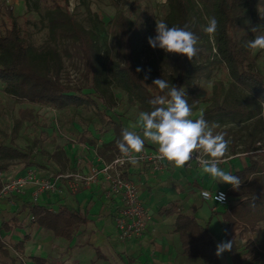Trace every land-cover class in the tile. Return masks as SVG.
<instances>
[{
    "label": "trees",
    "instance_id": "trees-1",
    "mask_svg": "<svg viewBox=\"0 0 264 264\" xmlns=\"http://www.w3.org/2000/svg\"><path fill=\"white\" fill-rule=\"evenodd\" d=\"M59 1L24 0L27 11L37 14L33 27L44 31L41 43H36L28 32L30 22L20 21L24 16L16 15L12 6L0 3V91L17 103L55 111L74 108L93 112L102 128H111V138L98 143L96 137L81 135L79 140L110 160L120 153L117 141L122 129L127 128L126 119L120 114L114 118L110 113L117 105L116 92H121L129 105H136L142 112L151 111L149 101L164 94L153 85L155 79H165L183 88L185 99L193 106L189 118L202 116L214 133H224L231 141L227 153L248 154V163L232 173L240 177V188L234 190L230 185L225 190L230 199L226 215H231L226 222L234 223L237 219L242 223L238 233L227 237V241H233L228 254L232 264L264 262V241L255 244L249 236L264 222V74L256 69L259 52L245 47L246 41L257 33L246 30L241 23L245 11L253 20L260 15L264 0H166L161 20L169 26L183 27L195 20L190 30L200 43L193 61L151 47L142 24L121 11L103 19L90 10L88 0H78L72 10L68 0ZM79 6L87 14L83 19L78 16ZM209 17L218 21L212 38L202 31ZM155 35L154 30L152 37ZM69 68L79 73L75 83L68 78ZM217 72H225V76L214 79ZM210 80L209 91L201 96L200 82ZM18 114L9 134L0 131V173L10 171L14 164H23L24 168L35 164L30 152L14 146L24 121L33 117V109H22ZM148 145L145 139L144 146ZM53 158L61 169L68 164L63 149L56 150ZM8 200L13 202L14 209L0 222V231L34 226L53 238L70 241L84 233L82 227L91 220L88 211L62 203L48 210L46 205L19 195ZM173 206L176 204L161 210L176 214L172 230L178 234L181 254L204 264H220L207 226L192 213L184 214ZM27 237L25 234L23 239L8 244L0 235V264H21L17 255L23 254ZM238 241H243L241 248ZM32 259L37 263L43 261L39 257Z\"/></svg>",
    "mask_w": 264,
    "mask_h": 264
},
{
    "label": "crops",
    "instance_id": "crops-1",
    "mask_svg": "<svg viewBox=\"0 0 264 264\" xmlns=\"http://www.w3.org/2000/svg\"><path fill=\"white\" fill-rule=\"evenodd\" d=\"M126 120V126L130 131L142 130V127L137 125L135 121ZM139 135L143 136V132L140 131ZM101 142L102 141H98V143ZM148 144L149 145L146 147L151 149L158 148V145L149 140ZM78 151L80 152V150ZM89 151L88 154L84 155L81 152V155L84 156L83 158L86 156V158L93 159V148H90ZM206 158L209 159L208 156ZM248 160V154L239 151L235 154L226 153L219 166L225 171L233 173L234 171L241 170L248 163ZM71 166L73 167V164H71ZM22 171L23 170L18 171L17 173L21 174L23 173ZM124 175L136 185L138 197L151 216L150 224L139 237L120 243L117 235H115V237L109 236L105 239L103 244L95 245V243H91L90 240L86 239L83 235L86 234L87 231H90L89 233H92V235L95 234V230L92 226L93 224L90 220L87 225L90 227H87L84 233L75 237L76 242L74 245L70 246L67 244L65 246L59 244L58 249L61 248V250L56 249V252L52 254L53 251L51 250L52 248L55 249L54 245H50V242L48 245H44L45 241L43 238L48 237V235L44 234L45 231H43L39 233V235L43 233V238L38 237V241L42 243L39 244L38 248L40 250H38L39 252L37 254H30L27 252V246L24 247L23 254H19L21 258L23 257L22 259L25 264H87L85 263L86 260L88 264H193L189 260L184 262L178 259L179 256L183 257V255L181 254L178 234L174 233L172 230L176 214L163 213L161 210L172 206V204H176L175 207L173 206V209H178L184 214L192 213L199 223L207 226L208 231L213 236L215 248L221 241H227V237L230 234L238 233L239 228L242 226V223L237 219H234V223L228 224L226 222V217H231L230 214L226 215L228 213L227 206L230 203V199H228V204L226 206H218L200 197V192L203 190L209 192L220 190L225 192L230 186L227 183H217L210 174L203 171L201 165L188 162L183 167H174L173 164L170 163L158 172L151 169L149 166L136 164L135 166H128L127 172ZM158 190H163L164 197L160 199L162 205L155 210V213L153 211L154 209L151 207V200H149V198H152L154 192ZM30 191L31 190H28L24 195L19 196L29 199ZM142 192H146L150 197L141 199ZM88 196H90V198ZM69 197L73 198L74 207L68 205L67 199ZM95 199L97 202L94 201ZM58 203L66 204L68 207L75 210H86L89 213L90 219L95 215L93 211L97 203H100L98 206L100 212L98 213L110 218L114 226L115 211L116 208L120 206L121 202L119 198L115 196L112 198H107L105 196V183L100 179L90 188L76 194H70L66 189L62 188L61 192L43 195L42 201L39 204H44L48 210H53L56 209ZM204 206H206V208ZM13 209L14 204L12 201L0 199V212L7 211L10 213ZM157 219L162 220L164 227L160 226ZM2 220L0 216V222ZM246 228L248 229V226H246ZM114 230L116 232L115 226ZM26 234H28V237H31L33 232L31 233V229L27 228ZM82 235L83 237L81 238ZM249 236L255 244L264 241V222L260 223L257 230L251 232ZM2 239L6 241L9 237L5 235L2 236ZM10 241L14 242L11 239ZM177 241L179 242L180 250L176 249ZM237 244L241 248L243 241H238ZM90 249H93L94 255ZM27 253L28 260L24 259ZM224 253L228 254V251ZM32 257H39L43 261L37 263ZM256 263L264 264V262ZM196 264L204 263L200 261Z\"/></svg>",
    "mask_w": 264,
    "mask_h": 264
},
{
    "label": "rangeland",
    "instance_id": "rangeland-1",
    "mask_svg": "<svg viewBox=\"0 0 264 264\" xmlns=\"http://www.w3.org/2000/svg\"><path fill=\"white\" fill-rule=\"evenodd\" d=\"M78 0H68L69 10L74 9L77 6ZM166 0H88L89 8L92 12L98 14L99 17L103 19L111 18L116 12L121 11L131 20L136 23L142 24L147 33V39L153 36V31L156 28V22L160 21L163 14L166 11ZM7 4L12 6L13 11L16 15L24 16L20 21L28 20L30 22L27 30L33 35V39L36 43H41L45 38L44 31H37L33 27V23L37 21V14L33 11H27L24 0H0V3ZM48 2V1H46ZM59 3H62L60 0ZM78 16L83 19L86 17L85 8L79 6ZM241 23L246 30L251 29L252 27L261 26L262 28L257 32V34L264 33V10L260 11V15L256 19H251L247 11L243 12L241 16ZM259 52V57L256 60V69L261 74H264V50H253V53ZM68 78L71 83H75L79 80V73H77L73 68H69ZM222 76H225V72H217L214 76V79H218ZM210 81H201L200 86V95H204L209 91L211 86ZM117 95V105L110 112L111 116L116 118L117 114H120L123 119H129L130 121H135L137 125L142 127V122L139 120V113L136 105H129L121 92H116ZM33 109V117L24 121L22 127L20 128L17 136L14 139V146L24 152H30L33 157V166L28 168H35L38 170H47L48 172H62L66 169L72 168L76 159V153L78 150H82V154H88V146L84 145L82 141L79 140L80 136L86 138H97L98 141H107L111 138L112 131L110 127L102 128L98 117L90 111L77 110L74 108H67L62 111L50 110L47 107L41 106H32L25 103H17L13 98L5 95L0 91V131L3 133L9 134L11 128L14 124L15 119L19 116V111L22 109ZM197 114V113H196ZM6 143L8 140L5 141ZM36 142V145H35ZM63 149L67 158L68 164L65 168L61 169L58 163L53 158V153L58 150ZM27 168L23 167V164H14L10 171L13 173L24 170ZM146 192H142L141 199L148 196ZM90 198V196H88ZM164 197L163 190H158L154 192L153 197L149 198L151 200V207L156 213V209L162 205L160 199ZM94 201L97 202L95 199ZM68 205L74 207L75 204L73 198L69 197L67 199ZM100 203H97L94 208L93 213L95 214L91 218V223L95 230V234L89 233L83 234L86 239H89L91 243L95 245L103 244L105 239L109 236L115 237L116 232L114 226L107 216L98 213L100 212L99 206ZM206 208V206H204ZM9 212L3 211L0 212L2 219L8 218ZM170 218V217H168ZM29 218L26 219L28 223ZM157 222L161 227H164L161 219H157ZM88 225V224H87ZM82 228H87L88 226ZM90 227V226H89ZM88 227V228H89ZM31 229L33 235L26 238L25 246H27V252L30 254L38 253L40 250L39 238H43V233L39 235L40 232H43L42 229L36 227H27ZM27 228L14 230L11 232H5L1 230L2 236H7L9 239H6L8 244L17 242L23 238L27 232ZM37 232V233H36ZM48 237H44L45 246L49 244L54 245L51 251L54 254L58 249L59 244L63 245H74L76 238H73L70 241L53 238L49 233L44 232ZM81 236V238L83 237ZM51 238H50V237ZM39 237V238H38ZM10 239L14 242H11ZM50 239V240H49ZM38 242V243H37ZM120 242V241H119ZM123 243V242H120ZM176 249L180 250L179 242L176 243ZM92 254H93V249ZM94 255V254H93ZM18 258V256H17ZM23 258V257H22ZM24 259L28 260V253L25 254ZM179 260L187 262L189 260L193 264L200 262L199 259H188L186 257H178ZM220 264H232V261L228 254L223 253L219 257ZM85 263L88 264L86 260ZM261 264V263H256Z\"/></svg>",
    "mask_w": 264,
    "mask_h": 264
},
{
    "label": "clouds",
    "instance_id": "clouds-1",
    "mask_svg": "<svg viewBox=\"0 0 264 264\" xmlns=\"http://www.w3.org/2000/svg\"><path fill=\"white\" fill-rule=\"evenodd\" d=\"M195 24L193 19L189 24L169 26L164 21H157L154 37L148 38V43L153 48H160L166 53L186 56L190 61L199 53V37L190 30ZM262 27L251 28L252 33H257ZM218 29V21L215 17L207 18V23L202 26V31L210 38L214 37ZM245 47L249 50H264V33L254 35V38L246 41ZM137 71H140L138 68ZM163 95L151 99V111L139 113L142 122L141 135L127 128L122 129L121 139L117 141V147L123 156L128 157L132 165L138 163L133 152L141 153L145 139L158 145V152L162 159L172 162L174 167H183L192 159H197L205 173L217 183H227L234 190L241 185L239 176L225 171L219 165L222 158L229 151L231 141L225 138L224 133H214L213 127L201 116L199 119H190L193 106L185 99L183 88H177L168 80L155 79L153 81ZM198 149H202L209 159H202ZM223 199V194H221ZM233 241H221L216 245L218 257L226 251H231Z\"/></svg>",
    "mask_w": 264,
    "mask_h": 264
},
{
    "label": "built area",
    "instance_id": "built-area-1",
    "mask_svg": "<svg viewBox=\"0 0 264 264\" xmlns=\"http://www.w3.org/2000/svg\"><path fill=\"white\" fill-rule=\"evenodd\" d=\"M197 151L201 153L202 159H207V154H204L202 149ZM81 152L82 150L76 153L73 167L62 172L52 173L47 170L27 168L21 174L12 171L0 173V199L24 195L26 191L31 190L30 201L39 204L43 195L61 192L62 188L70 194H76L90 188L101 179L105 183V196L107 198L115 196L121 202L114 215L118 240L126 242L139 237L150 224L151 216L138 197L136 185L124 175L127 172V167L132 165L128 157L118 153L107 161L99 156L95 149H93V159L86 158V156L83 158ZM131 155L137 157V164L149 166L158 172L172 163L160 157L158 148L151 149L144 146L141 153L133 152ZM189 162L201 165L197 159H192ZM221 194H223V199L220 198ZM200 197L218 206L228 204V198L224 191L203 190L200 192ZM17 256L20 263L25 264L24 260L19 255Z\"/></svg>",
    "mask_w": 264,
    "mask_h": 264
}]
</instances>
